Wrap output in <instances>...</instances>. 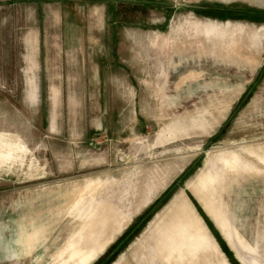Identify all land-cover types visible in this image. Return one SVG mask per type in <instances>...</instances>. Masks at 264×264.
Here are the masks:
<instances>
[{"label":"rangeland","instance_id":"374dc122","mask_svg":"<svg viewBox=\"0 0 264 264\" xmlns=\"http://www.w3.org/2000/svg\"><path fill=\"white\" fill-rule=\"evenodd\" d=\"M152 204L109 264H264V0H0V264Z\"/></svg>","mask_w":264,"mask_h":264},{"label":"trees","instance_id":"16d2710c","mask_svg":"<svg viewBox=\"0 0 264 264\" xmlns=\"http://www.w3.org/2000/svg\"><path fill=\"white\" fill-rule=\"evenodd\" d=\"M154 204L150 205L149 208H147L146 210H144L138 217L137 219L134 221V223H132L117 239L116 241L93 263V264H109L115 257V255L117 254L116 251L114 252V250L118 247V245L120 243H122L128 236V234H130L131 230L139 223V221H141L142 219H144L148 212L150 211V208H153ZM126 242V241H125Z\"/></svg>","mask_w":264,"mask_h":264},{"label":"crops","instance_id":"0c3cea01","mask_svg":"<svg viewBox=\"0 0 264 264\" xmlns=\"http://www.w3.org/2000/svg\"><path fill=\"white\" fill-rule=\"evenodd\" d=\"M201 247H204L208 242L205 239L195 240ZM178 242V241H176ZM79 262V261H78Z\"/></svg>","mask_w":264,"mask_h":264}]
</instances>
